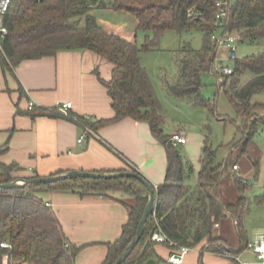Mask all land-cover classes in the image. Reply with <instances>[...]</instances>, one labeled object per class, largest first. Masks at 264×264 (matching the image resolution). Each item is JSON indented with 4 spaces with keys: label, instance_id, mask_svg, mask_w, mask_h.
Segmentation results:
<instances>
[{
    "label": "trees",
    "instance_id": "trees-1",
    "mask_svg": "<svg viewBox=\"0 0 264 264\" xmlns=\"http://www.w3.org/2000/svg\"><path fill=\"white\" fill-rule=\"evenodd\" d=\"M216 1L11 0L4 15L8 33L2 42L1 64L17 65L24 59L54 55L60 50L92 51L112 65L109 80L102 78L98 69L95 72L111 97L115 111L113 120L132 117L145 121L165 146L168 160L166 181L156 188L154 213L148 217L139 243L122 264H143L149 259H157L154 245L158 242L151 241L156 230L174 242L172 245L164 243L171 253L178 246L195 248L202 243V252L238 253L248 244L243 218L249 208V199L241 196L235 205H225L217 195L223 172L236 159L230 156L225 162H218V149L206 141L198 172L199 183L194 187L184 184L186 164L180 150L171 142V136L163 130L164 112L142 64L143 54L158 49L164 32L202 31L201 48L187 45L180 50V75L178 80L168 83L167 88L176 97L192 98L195 104L216 116V103L201 94V74L213 68L218 50L211 39L216 31ZM229 3L225 29L238 34L240 43L251 42L260 47L257 53L238 55L233 74L226 76L221 84L235 110L234 120L240 124L243 151L250 138L264 126V116L256 114L264 111V103L252 101L254 96L264 94V0H229ZM97 9L132 14L137 19L136 30L112 23L100 24L93 14ZM140 31L145 34L141 44ZM246 74L249 76L243 79ZM50 113L56 114L53 110ZM79 119L82 122V118ZM100 123L97 121L90 126L96 130ZM187 168L191 169L190 166ZM12 170L13 166L0 163V183L21 179L12 177ZM129 171L141 174L135 167H130ZM35 177L38 176L25 179ZM236 183L242 192L247 189L242 178ZM49 188L80 193L120 189L134 196L135 203L128 205L129 219L122 234L109 245L102 264H113L134 238L148 202L146 186L129 177L94 179L74 176L48 184L0 189V264H75L80 247L68 242L55 213L36 195L39 190ZM227 215L237 222L241 239L238 250L212 237L214 225ZM2 242L9 246L2 247ZM205 243L208 245L204 249ZM234 264L239 263L234 261Z\"/></svg>",
    "mask_w": 264,
    "mask_h": 264
},
{
    "label": "crops",
    "instance_id": "crops-1",
    "mask_svg": "<svg viewBox=\"0 0 264 264\" xmlns=\"http://www.w3.org/2000/svg\"><path fill=\"white\" fill-rule=\"evenodd\" d=\"M95 13L97 10L93 14L100 24L136 30L137 19L132 14L133 20L126 24L102 22ZM223 58H227V49L219 48L216 59ZM96 69L102 78L110 79L112 65L89 50H60L54 55L24 59L17 65L0 63V163L13 166L12 177L54 176L72 170L117 173L135 167L155 190L165 183L168 170L165 146L153 135L147 122L132 117L113 120L112 100ZM59 102H72L69 115L50 113ZM30 103L35 104V111L29 110ZM75 116L89 118L90 124L101 121L96 134L79 143L84 124L75 121ZM214 117L216 127L226 128L227 122L236 131L229 135L224 131L215 140L207 134L191 138L184 130L169 133L171 136L179 132L187 139L185 144H173L186 164L184 184L194 187L199 183L206 141L218 149V162L223 163L230 156L236 159L238 169L233 168L234 164L228 165L218 182L217 195L225 205H235L241 196L249 199L243 225L247 242L254 243L264 233V126L242 151V133L239 122L234 120L235 110L226 114L217 112ZM240 178L248 185L243 192L236 183ZM36 195L55 213L68 242L80 247L75 264H102L109 245L120 238L129 219L128 205L135 203L132 194L120 189L80 193L49 188L39 190ZM212 237L235 250L241 246L237 222L230 215L214 225ZM204 245L205 249L208 244ZM202 246L203 243L192 249L184 264H234V261L258 264L257 256L247 246L238 253L229 252L230 255L202 252ZM154 251L157 264L168 263L171 251L166 244L156 243Z\"/></svg>",
    "mask_w": 264,
    "mask_h": 264
},
{
    "label": "rangeland",
    "instance_id": "rangeland-1",
    "mask_svg": "<svg viewBox=\"0 0 264 264\" xmlns=\"http://www.w3.org/2000/svg\"><path fill=\"white\" fill-rule=\"evenodd\" d=\"M95 14L98 20L102 22L111 21L114 23L128 24L133 20V16L126 11L97 9V13ZM144 35L142 31L139 32L140 44L144 41ZM203 40L204 33L200 30H190L182 33L168 30L161 36L157 50L143 54L142 64L149 74L153 88L164 112V131L169 134L175 130H184L191 138L199 134H207L210 138L215 140L222 135L224 131L227 135L231 132H235V128L231 129L233 125L226 122V128L223 125L216 127V117H214L207 108L195 104L190 97H176L171 94L167 88V84L178 80L180 75L178 60L181 56L180 50L187 45L199 49L203 45ZM259 50L260 47L255 43L243 42L239 44L237 54L242 57L244 55L257 53ZM220 63L222 65H234V62L228 58H223L222 60L216 59L213 63V68L201 74L203 83L201 94L204 98L216 103L218 113L226 114L228 112H233V107L223 87L221 88V81L219 79L220 72L216 70L217 65ZM248 76L249 75L246 74L243 79ZM252 101L264 103V94L254 96ZM256 114L263 117L264 111H258ZM261 133L262 131L259 132V134Z\"/></svg>",
    "mask_w": 264,
    "mask_h": 264
},
{
    "label": "built area",
    "instance_id": "built-area-1",
    "mask_svg": "<svg viewBox=\"0 0 264 264\" xmlns=\"http://www.w3.org/2000/svg\"><path fill=\"white\" fill-rule=\"evenodd\" d=\"M11 4V0H0V53L3 51L2 42L8 33V28L4 25V15L7 13L9 6ZM229 0H217L216 5L218 6V12L216 15L215 27L216 31L211 35L212 41L217 45V49L226 48L227 49V58L231 61H235L238 58L237 50L240 44V37L236 33H232L229 30L225 29L224 20L229 10ZM216 70L219 73V79L221 84L225 81L226 76L233 74L234 69L233 66L230 65H222L221 63L217 65ZM29 110L35 108L34 103H30L28 106ZM72 108V102H59L52 109L53 111H57L66 115H69V110ZM75 121L79 122V117H74ZM84 124L83 134L78 138V142L81 143L84 138L89 135L96 134L95 130L90 126L89 118L81 119ZM171 142L173 144H185L187 139L185 135L175 132L171 135ZM233 168L235 170L238 169V165H234ZM151 241L158 243H169L174 244V242L170 241L169 238L159 230H156L151 235ZM2 247H8L7 242L1 243ZM247 249L251 250L258 259V264H264V233H262L259 238L254 243H248ZM194 248H190L187 246H178V248L172 252L168 258L167 264H184L185 256ZM224 254L230 255L229 252L225 251ZM241 264H250L248 262H241Z\"/></svg>",
    "mask_w": 264,
    "mask_h": 264
},
{
    "label": "water",
    "instance_id": "water-1",
    "mask_svg": "<svg viewBox=\"0 0 264 264\" xmlns=\"http://www.w3.org/2000/svg\"><path fill=\"white\" fill-rule=\"evenodd\" d=\"M82 177V178H94V179H101V178H118V177H129L135 178L143 183L147 190H148V202L145 206L143 211L142 217L139 221L138 228L134 238L130 241V243L126 246L124 251L120 254V256L116 259L113 264H122L127 257L131 254L134 248L139 243L140 239L143 236L144 229L148 217L154 213L155 205H156V192L154 186L141 174L132 171H124V172H117V173H100V172H90V171H79V170H72L63 174H58L54 176H39L31 179H15L13 181L7 183H0V189H14V188H21L25 187L30 184H48L57 182L60 180H65L70 177ZM143 264H157L155 259H149Z\"/></svg>",
    "mask_w": 264,
    "mask_h": 264
}]
</instances>
